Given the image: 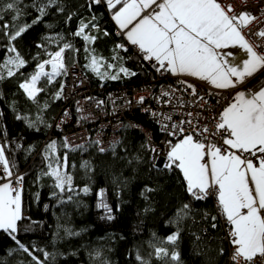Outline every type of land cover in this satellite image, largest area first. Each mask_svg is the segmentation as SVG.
<instances>
[{
  "label": "trees",
  "instance_id": "obj_1",
  "mask_svg": "<svg viewBox=\"0 0 264 264\" xmlns=\"http://www.w3.org/2000/svg\"><path fill=\"white\" fill-rule=\"evenodd\" d=\"M7 2L0 0V4ZM43 4H47V0H21V14L16 20H13L11 11L0 13L3 15L0 26L7 23L9 33L17 27L32 25L11 42L25 60V65L20 69L9 66L15 72L11 77L7 76V69H0V75L4 77L0 79V146H4L10 166L14 165L13 174L23 176V219L18 222L16 239L44 264H102V261L107 264H141L137 255L148 264H177L170 257H157L155 247L166 248L169 253L173 250L179 252V264H228L229 243L225 239V229L230 226L216 212L214 201L210 197L196 201L189 196L178 169L154 168L146 137L129 125L122 128L115 152L100 153L93 142L73 151L63 147L61 138L54 139L60 144L55 157L62 160L67 155V172L73 177L74 191L60 193L54 187V178L42 174L48 171L45 148L53 141L48 138L57 135L55 117L64 106L62 95L56 99L55 94L63 86L65 74L61 73L51 83L42 77L37 87L43 91L35 100L30 99L19 84L30 79L38 63L50 58L48 53L55 52L65 43L71 44L72 48L64 53L66 69L78 63L86 70L94 88L98 87L99 81L85 67L91 54L108 60L113 56L122 58L118 59L119 63L137 73L129 79L110 82L112 87L146 82L152 76L141 55L127 46L124 49L115 47L124 41L115 34L118 27L104 0L99 4L91 0H57L46 9V15L39 23L32 24L39 15L37 7ZM93 16L97 18L93 23L99 30L91 25L86 29L87 34L97 37L87 45L74 33L81 20L87 23ZM105 31L109 35H104ZM4 33L0 27V64L15 55L7 52L9 40ZM45 71L51 72L48 68ZM130 118L150 128L157 141L176 142L178 139L161 133L147 114L135 112ZM85 163L88 167L84 166ZM99 180L107 184L102 190L104 201L113 209L115 218L111 221L101 218L105 213L98 207L100 191L95 189ZM85 186L89 188L87 194L81 191ZM146 187L156 191L146 192ZM54 192L56 196L52 195ZM69 196L71 200H68ZM183 203L190 204V215L179 225L169 223ZM145 208L151 210L145 212ZM212 216L216 217L215 229L211 227ZM177 227L180 239L177 245H172L166 238ZM66 229L79 235H69ZM221 248L224 249L223 255H220ZM44 251L50 254L47 261ZM0 264L36 262L8 233L0 230Z\"/></svg>",
  "mask_w": 264,
  "mask_h": 264
},
{
  "label": "snow or ice",
  "instance_id": "obj_2",
  "mask_svg": "<svg viewBox=\"0 0 264 264\" xmlns=\"http://www.w3.org/2000/svg\"><path fill=\"white\" fill-rule=\"evenodd\" d=\"M91 2L99 4L101 0H91ZM104 2L121 35L138 48L144 60L154 61L157 71L163 70L175 76L195 78L215 89L227 90L236 89L245 83L246 78L253 77L264 69V54L256 50L261 45H253L243 32V29L261 20L264 16V6L260 8V15H254L248 10V0H240L243 10L239 13L236 12L233 4L225 5L223 0H104ZM20 3L21 0H8L7 3L0 4V13L5 10L11 11L14 13L13 20H16L21 14ZM56 3L57 0H47V4L37 7L39 15L32 24L39 23L46 15V9ZM71 18L72 16L69 15L68 19L71 20ZM2 19L3 15L0 14V20ZM96 19L93 16L87 23L81 20L74 35L82 37L86 42H94L97 37L88 35L85 30L91 25L98 31V25L93 23ZM31 26L17 27L11 33L7 31L9 28L7 23L0 26L5 30L4 34L9 40L7 52L15 53L0 64V69H7L8 77L15 75L12 67L9 66L20 69L25 65V60L11 42ZM103 34L109 35L107 31ZM250 34L264 38V28H259ZM115 47L124 49L122 44H117ZM71 48V44L65 43L55 52L48 53L51 58L38 63L37 70L30 79L19 84L30 99L35 100L38 93L43 91L42 88L37 87L42 77H46L51 83L61 73L67 74L64 53L66 49ZM230 48H238L245 53V57L232 63L229 57L234 58V53L223 51ZM85 51L89 50L85 49ZM118 59L122 58L113 57V60ZM102 60V57L91 55L90 63L85 67L103 80H118L121 78L120 74L125 77L137 75L122 63L119 65L109 63L106 66L107 69L117 67V71L111 73L106 70L102 73ZM46 65L51 66V72L45 71ZM3 78V75H0V79ZM180 83L186 86V91L190 90L191 95L198 97L206 105L207 101L203 96H199L194 84L186 80H181ZM62 92L61 87L55 94V98L59 99ZM162 95L169 96L170 93L165 91ZM144 100L145 97L141 96L138 103L143 104ZM64 115H68L67 111ZM152 115L156 116L157 113L153 112ZM187 115L192 116V113L189 112ZM81 119H87V117H81ZM164 119L170 121L172 117L165 116ZM215 119V131H210L207 125L193 126L192 120H181L179 124L171 126L162 124V130L169 136L179 137L176 142L171 140L166 142V162L163 167L180 171L185 182V191L194 200L202 201L210 195L216 196L220 212L230 226L228 238L233 248L230 255L232 264H254L258 256L264 262V77L255 82V87L250 85L246 90L236 91ZM184 124H188L191 130L183 127ZM210 136L219 140V146L209 139ZM93 143L100 153L115 152L116 142L110 144L109 148L101 146L100 140H95ZM56 147L55 140L46 145L45 153L53 154L55 166L50 162L47 165L48 171L42 174L54 178V187L60 193L72 192L74 191L73 177L67 172V155L65 154L62 160L56 158L54 156ZM63 147L74 151L77 148L83 149L84 145L73 147L65 137ZM151 151L158 152L155 147H152ZM45 158L48 159V156ZM0 166L4 173L2 178L6 180L0 183V230L8 233L19 248L36 264H44V261L33 255L14 235L17 232L18 222L23 219L20 187L23 176L16 177L17 186L13 187L14 165L10 166L5 156L4 146H0ZM84 166L88 167L87 163ZM153 167L157 165L153 163ZM81 191L87 194L89 188L85 186ZM145 191L156 190L146 187ZM52 195L57 194L54 192ZM99 195L98 207L105 213L101 218L113 220L115 218L112 215L113 209L103 199L104 191L101 190ZM71 199L72 197L69 196L68 200ZM150 210V208L144 209L145 212ZM190 213V204L183 203L169 223L179 225ZM207 218L205 214V219ZM211 220L213 221L211 227L215 229L216 217L212 216ZM65 231L69 235H79L70 229ZM166 239L168 243L177 245L180 239L179 227ZM223 254L224 249L221 248L220 255ZM43 255L47 261L50 254L44 251ZM96 255L99 256L100 253L97 252ZM155 255L170 257L171 261L177 264L180 261L179 252L173 250L169 253L163 247H155ZM137 259L141 260V264H148L139 255ZM102 264H107V261H102Z\"/></svg>",
  "mask_w": 264,
  "mask_h": 264
},
{
  "label": "built area",
  "instance_id": "obj_3",
  "mask_svg": "<svg viewBox=\"0 0 264 264\" xmlns=\"http://www.w3.org/2000/svg\"><path fill=\"white\" fill-rule=\"evenodd\" d=\"M101 2H103V0H101ZM223 3L225 5L229 3L233 4L237 13L243 10L240 0H223ZM262 6H264V0H248V10L254 15H260V8ZM259 28H264V16L261 17L260 21L254 22L249 25L248 28L243 29V32L253 45H261V47L256 50L264 54V38H258L250 34L254 33ZM115 34L124 41L119 44L124 45V47H130L135 54H139L143 57V54L139 52L138 48L129 44L126 38L121 35L119 28L116 29ZM80 38L83 40L82 37ZM85 43L89 45L93 42L90 43L85 41ZM113 57L112 60L102 57V73L106 70L111 73L117 71V67H113L112 69H107L106 67L109 63L113 65L121 64L119 60H113ZM145 62L152 73L151 79L138 84L122 83L115 87H112L109 83L129 79L131 77H125L123 74H120L121 78L118 80H103L89 69L91 74L98 78L99 84L96 88L93 87L86 70L78 63L70 65L67 74H65L62 86V100L64 106L57 113L54 122V130L57 135H50L48 139L54 140L59 137L64 142V138L67 137L70 145L73 147L100 140L102 141L101 146L109 148L110 144L113 142L117 143L120 139L122 128L125 125H129L144 134L153 163H155L157 167L158 165L163 167L166 162L167 141H157L150 128L142 126L130 118L132 113L141 112L149 115L158 130L164 134L167 133L162 130V124L171 126L172 124H179L181 120H192L193 126L198 125L199 127H203L207 125L210 131H215V118L218 117L223 107L229 103L235 89L218 92L205 82L194 80L192 84L198 89L199 96H203L205 101H207L205 105L204 101L191 95L190 90H185L186 86L180 83V81L183 80L181 77L164 72L163 70L157 71L156 67H154V61L145 60ZM123 66L125 65L123 64ZM165 91L169 92L170 95L163 96L162 93ZM141 96L145 97L143 104L138 103ZM129 101H131V103H129ZM145 109H148V111H145ZM66 111L68 113L67 116L64 115ZM153 112L157 113V115L153 116ZM189 112L192 113V116L187 115ZM165 116H171L172 119L170 121L165 120ZM81 117H87V119H81ZM57 125H59V127H57ZM183 127L191 130L188 124H184ZM171 137L179 138L174 136ZM209 139H212L219 146L220 142L217 138L210 136ZM152 147H155L158 152L153 153L151 151ZM3 176L2 166H0L1 183L6 182V180L2 178ZM18 176L19 175L14 174L12 176L13 187L17 186L15 180ZM20 187L22 188V184ZM209 197L214 201L216 212L225 223L226 220L220 212L216 196L210 195ZM228 233L229 228H226L225 239L229 243L228 264H232L230 255L233 252V248L229 242ZM254 264H264V262H262L258 256L255 258Z\"/></svg>",
  "mask_w": 264,
  "mask_h": 264
},
{
  "label": "crops",
  "instance_id": "obj_4",
  "mask_svg": "<svg viewBox=\"0 0 264 264\" xmlns=\"http://www.w3.org/2000/svg\"><path fill=\"white\" fill-rule=\"evenodd\" d=\"M153 8H155V5H153ZM149 11H151V9H149ZM147 14V13H145ZM118 27V26H117ZM128 42V41H127ZM129 43V42H128ZM130 44V43H129ZM224 52H228L231 51L234 53V58L233 57H229L230 61L232 63H236V61L242 59L245 57V53L241 50H239L238 48H230V49H225L223 50ZM177 77H181L183 80H186L190 83L194 82V80H196L195 78H190V77H186V76H177ZM264 77V69H262L260 72L256 73L253 77L250 78H246V81L244 84L239 85L233 92V95L235 94L236 91H240V90H246L248 89V87L251 85L253 87H255V82L258 81L259 78ZM206 83V82H205ZM207 84V83H206ZM208 85V84H207ZM210 86V85H208ZM211 87V86H210ZM212 89L218 91V92H225L226 90H218L215 89L213 87H211ZM228 90V89H227Z\"/></svg>",
  "mask_w": 264,
  "mask_h": 264
},
{
  "label": "rangeland",
  "instance_id": "obj_5",
  "mask_svg": "<svg viewBox=\"0 0 264 264\" xmlns=\"http://www.w3.org/2000/svg\"><path fill=\"white\" fill-rule=\"evenodd\" d=\"M51 58V57H50ZM49 58V59H50ZM49 69V70H51V66L50 65H46L45 66V69ZM67 71H68V68L66 69ZM96 78V77H95ZM97 80H98V78H96ZM57 144V147H56V152H55V154L57 153V150H58V148H59V146H60V144H58V143H56ZM55 154H54V156H55ZM47 156H48V161H49V163L50 162H52L53 163V165L55 166V164H54V160H53V154H51V153H47ZM104 187H107V184H106V182L104 181V180H99L98 181V183H97V186H96V191H101L102 190V188H104ZM104 191V190H103Z\"/></svg>",
  "mask_w": 264,
  "mask_h": 264
},
{
  "label": "water",
  "instance_id": "obj_6",
  "mask_svg": "<svg viewBox=\"0 0 264 264\" xmlns=\"http://www.w3.org/2000/svg\"><path fill=\"white\" fill-rule=\"evenodd\" d=\"M161 165H158V167H160Z\"/></svg>",
  "mask_w": 264,
  "mask_h": 264
}]
</instances>
